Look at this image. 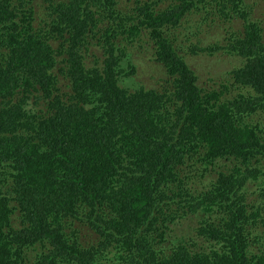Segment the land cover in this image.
Listing matches in <instances>:
<instances>
[{
  "label": "trees",
  "instance_id": "trees-1",
  "mask_svg": "<svg viewBox=\"0 0 264 264\" xmlns=\"http://www.w3.org/2000/svg\"><path fill=\"white\" fill-rule=\"evenodd\" d=\"M41 1L51 16L35 27L37 0H0V264H264V172L254 168L264 160V26L255 4L127 0L123 14L118 0ZM94 7L109 17L97 19ZM207 17L243 23L219 48L241 61L220 91L200 88L185 56L213 55L218 44L187 48L174 31ZM91 37L100 57L86 56ZM140 38L166 70L162 94L119 85L136 73L130 58L128 72L122 63ZM187 163L231 167L196 194L183 180ZM202 209L213 210L202 216L209 229L197 230L207 246L178 242L174 228L184 237Z\"/></svg>",
  "mask_w": 264,
  "mask_h": 264
},
{
  "label": "rangeland",
  "instance_id": "rangeland-1",
  "mask_svg": "<svg viewBox=\"0 0 264 264\" xmlns=\"http://www.w3.org/2000/svg\"><path fill=\"white\" fill-rule=\"evenodd\" d=\"M146 1V0H145ZM152 1V0H150ZM250 4H255L254 9L252 10V14H255V18L264 26V0H247ZM119 4L116 7L118 10H120L123 14L128 13L126 7L128 6L127 0H118ZM161 1L157 0V4H159ZM135 4V2H134ZM49 3H43L41 0H37L36 3H33L30 7L33 9L35 22V27H41L43 26L44 22L46 21V18L50 17V11L48 8ZM166 6H169L168 3H163L161 8H165ZM105 10L109 12L111 10V7L108 5H105ZM93 11L97 13V19L103 20L104 17H109L104 13V9L94 7ZM133 12V11H132ZM101 14L103 17H101ZM133 13H130L132 15ZM125 16V15H123ZM210 17H207V19L204 22H200L197 26L194 23H191L189 25L192 26V30L188 32H184L181 35V39L185 42V46L191 47L196 46L197 49H203L210 45H216L218 44V49L214 51L213 55H208L204 53L203 51H199L195 54L189 53L186 50V57L188 59V63L190 65V68L195 71V73L198 76L197 84L200 88L206 90V91H212L213 89L220 91L221 90V84L225 81L224 84L231 85L232 84V78L229 73V71L237 68L241 61L240 59L235 55H230L224 50L219 49L220 47H224L228 41V35L238 33L239 31H243V23L241 22H234L230 24H221L220 22L212 23L210 20L207 21ZM109 19H106L105 22H107ZM111 23H114L113 20H110ZM188 27V26H185ZM184 28V27H183ZM180 29L174 30L175 32L179 31ZM198 32V33H197ZM125 43H128L127 40L124 41ZM149 42L146 39L138 40L133 46H129V49L127 50V56L125 60L122 63V67L125 69V71H129L130 69L127 66L128 59L130 58V62L135 66L136 73L129 74V75H121L119 85L124 89H130L134 91L135 89H138L139 87L144 86L146 89H154L158 91L159 93H164L163 90L166 88H169L168 83V76L166 71L159 67L158 64H156L152 60L151 51L149 50ZM136 47V48H135ZM88 52L86 53L87 58H90L91 55L96 54L98 57L101 56V52L99 53V47H98V40L94 37H91L89 39V45H88ZM138 49H141V52L138 53ZM91 60V59H89ZM228 88H230L228 86ZM225 93L229 94V91H226ZM238 95L236 94L235 97ZM30 105H28V108ZM250 121V119H249ZM262 130V135L264 133V124L260 126ZM235 163V162H234ZM223 163H219V167L215 168L213 167H207L205 165H200V163H194L189 166V164L184 165V172H183V180L185 183L190 185L193 189V191L196 194H201L209 189L207 187V179L209 181L212 179L210 177H214L216 174L222 171H227L230 169V164L226 163L222 165ZM254 168H257L264 172V160H261L259 163L255 164ZM264 173H262L259 176L258 181V187L259 189L264 188ZM190 178V179H189ZM208 181V183H209ZM213 181V180H212ZM211 183V182H210ZM209 183V184H210ZM254 186L252 185L250 189H246V197L247 202L250 206L256 205L260 201V197L253 194ZM209 211L213 210H205L202 209L199 216L193 217L194 221L198 224H202V220L200 218L202 216L206 217L207 213ZM191 222V221H190ZM200 226V225H199ZM204 227V226H203ZM205 228V227H204ZM207 229V228H205ZM208 230V229H207ZM180 229L175 234L176 240L179 241H185L188 243L196 242L197 248H204L207 246L204 241L201 243H198L194 238V231L192 228H185L182 230L184 237L179 235ZM194 232V233H193ZM196 236V233H195ZM257 247L263 248L264 247V241H261L260 244L257 245ZM32 258L37 256L36 251H32L29 253Z\"/></svg>",
  "mask_w": 264,
  "mask_h": 264
},
{
  "label": "clouds",
  "instance_id": "clouds-1",
  "mask_svg": "<svg viewBox=\"0 0 264 264\" xmlns=\"http://www.w3.org/2000/svg\"><path fill=\"white\" fill-rule=\"evenodd\" d=\"M191 23H194L193 20H192V18H191ZM184 32H186V30H184L183 28H180V30L177 31V33H181V35H182ZM180 37H181V36H180ZM180 39H181V38H180ZM148 47H149V49H152V50H154V48H155L154 45H153L152 43H150V42H149ZM151 56H152V53H151ZM185 56H186V54H185ZM155 57H156V56H155ZM155 57H152V60H154ZM186 59H187V57H186ZM187 62H188V59H187ZM188 65H189V63H188ZM189 67H190V65H189ZM163 69L165 70L164 67H163ZM165 71H166V70H165ZM160 94H162V92H161ZM194 217H196V216H194ZM193 219H194L193 217L189 218V222L191 221V222H190L191 228H192L193 231L196 233V236H194V238H195V240H196L198 243H201L203 240L200 239V238L197 236V230H198V228L200 227L199 225H200L201 223L198 224V223H196ZM200 220L203 221V222H202V225H203L205 228L209 229L208 226H207V223L202 219V217L200 218ZM179 229H180V225H177V226L174 228V235L178 232ZM182 234H183V232H182ZM193 242H194V241H193ZM204 242H205V241H204ZM195 245H196V242H194V246H193V247H195ZM193 247H191V248H193ZM199 249H200V248H199Z\"/></svg>",
  "mask_w": 264,
  "mask_h": 264
}]
</instances>
